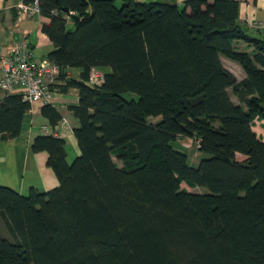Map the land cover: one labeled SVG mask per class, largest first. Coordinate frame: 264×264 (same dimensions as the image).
<instances>
[{"label": "trees", "instance_id": "16d2710c", "mask_svg": "<svg viewBox=\"0 0 264 264\" xmlns=\"http://www.w3.org/2000/svg\"><path fill=\"white\" fill-rule=\"evenodd\" d=\"M37 3L60 91H79L80 155L68 163L63 139H33L59 184L26 196L0 186V264H264V140L253 130H264V32L239 22V2ZM29 109L21 95L1 99V140L19 136ZM41 115L61 120L49 104ZM180 138L207 155L196 168L173 147Z\"/></svg>", "mask_w": 264, "mask_h": 264}, {"label": "crops", "instance_id": "0c3cea01", "mask_svg": "<svg viewBox=\"0 0 264 264\" xmlns=\"http://www.w3.org/2000/svg\"><path fill=\"white\" fill-rule=\"evenodd\" d=\"M183 1L174 0L173 3L179 5L178 3ZM237 1L239 2V22L242 25L246 23L245 21L250 23L264 21V0ZM22 3L23 0H0V57L11 55L14 47L25 41L30 46L34 60L38 62L47 60V55L53 50V46L41 29L49 20L39 13L19 17V5ZM248 30L254 32L252 29ZM237 47L242 51H251V48L248 49L247 44L244 43H239ZM221 62L224 66L223 58ZM231 63L241 70V78L237 80H243L245 78L243 70L238 64ZM98 71L103 73L101 70ZM79 73V69H69L67 77L77 79ZM57 77L47 76L53 93L51 101L47 104L57 110L61 120L55 126H51L48 120L41 115L42 107L47 104L36 103L30 106L24 115L19 136L8 140L0 139V186L23 196H26L31 189L48 192L59 184L54 172L46 164L47 153L30 151L31 142L35 137L47 135L63 139L68 163L80 155V149L73 133L79 123L70 110L78 105L79 91L76 88L60 91V88L65 86V81H60ZM7 94L17 93L0 91V101ZM258 121L260 122H257L259 123L258 128L263 133L258 135L254 127L253 130L260 139L264 140L263 121ZM43 128L46 132H43Z\"/></svg>", "mask_w": 264, "mask_h": 264}, {"label": "built area", "instance_id": "2783aa9c", "mask_svg": "<svg viewBox=\"0 0 264 264\" xmlns=\"http://www.w3.org/2000/svg\"><path fill=\"white\" fill-rule=\"evenodd\" d=\"M35 13H39L37 0L30 4L19 5V17ZM245 22L243 25L247 28L264 32V21ZM48 75L58 76V67L48 59L40 62L34 60L30 46L25 41L18 43L11 55L0 57V91L17 93L30 106L36 103L47 104L51 101L53 93L47 80ZM102 82L103 73L93 69L89 74V84L100 86ZM43 132H46L44 128ZM195 142L198 149L199 142Z\"/></svg>", "mask_w": 264, "mask_h": 264}, {"label": "rangeland", "instance_id": "374dc122", "mask_svg": "<svg viewBox=\"0 0 264 264\" xmlns=\"http://www.w3.org/2000/svg\"><path fill=\"white\" fill-rule=\"evenodd\" d=\"M138 2H145V3H152V2H158V3H166V4H172L174 0H136ZM119 1L117 2V5H119ZM179 7H182V3H178ZM224 59V66H226L228 69L237 79L241 78L240 77V71L238 69L237 66H234V64H232L230 60L223 58ZM230 94V97L232 99V101L236 104H238L237 99L232 95L231 90L228 91ZM122 98L125 100H137V95L133 94V93H125L122 95ZM149 121H151L152 123H155L156 121H158L157 118H150ZM259 122L258 120H256L255 124H254V130H256L257 134L261 135V133H263L261 131V129H259ZM263 129V128H262ZM185 145H187L188 147H185ZM173 147L183 153H185L188 157V164L193 167L196 168L198 166V163L200 162V160L207 158V155L201 153L198 149H197V143L191 139L188 140L187 138H180L178 140V142L173 143ZM113 160L120 166V163L118 161H116L115 158H113ZM237 160L241 161L243 160V157L238 155L237 156ZM182 188L188 190L189 192H193V193H207V190L205 188H199L197 187L196 189H192L187 187L185 184L181 185ZM0 234L3 237H8V232L6 230V228L2 225L1 221H0Z\"/></svg>", "mask_w": 264, "mask_h": 264}]
</instances>
